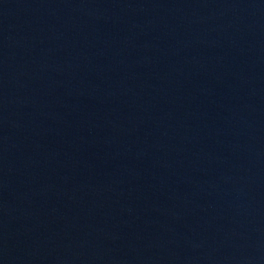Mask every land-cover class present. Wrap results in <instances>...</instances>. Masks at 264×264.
Listing matches in <instances>:
<instances>
[{"label": "water", "instance_id": "water-1", "mask_svg": "<svg viewBox=\"0 0 264 264\" xmlns=\"http://www.w3.org/2000/svg\"><path fill=\"white\" fill-rule=\"evenodd\" d=\"M0 264H264V0H0Z\"/></svg>", "mask_w": 264, "mask_h": 264}]
</instances>
